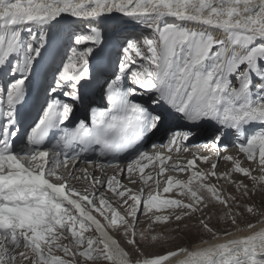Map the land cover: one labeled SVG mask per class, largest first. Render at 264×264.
I'll return each mask as SVG.
<instances>
[{"label":"snow or ice","instance_id":"obj_1","mask_svg":"<svg viewBox=\"0 0 264 264\" xmlns=\"http://www.w3.org/2000/svg\"><path fill=\"white\" fill-rule=\"evenodd\" d=\"M112 13L131 17L151 29L155 36L126 41L123 58L118 61V73L105 82L108 106L92 110L90 125L80 120L74 128L67 129L61 126L69 120L73 107L52 99L27 133L26 143L15 147L16 106L25 96V81L48 39L46 33L38 34L34 28L59 23L65 14L90 25L88 34L75 35L74 44L84 47L71 48V55L62 64L55 86L50 90L56 93L67 89L64 95L80 101L82 82L92 79L90 57L104 42L101 29L91 25ZM213 31L222 32V37L215 36ZM25 32L30 36L28 42L23 39ZM14 55H22V60L17 59L11 71L21 76L0 90V116L3 117L0 122V264H23L24 261L29 264H98L100 261L166 264L181 255L183 259L177 260V264H264V229L195 250L179 248L143 259L133 258L109 234V229H122L128 237L127 243L138 249L136 225L141 210L145 215L155 210L154 221L166 223L203 212L212 203L228 208L225 215L235 225L240 213L233 215L230 202L234 203L237 197L225 196L215 184L204 182L208 176L230 179L229 173L216 172L215 162L210 172H197L194 170L196 159L187 161L186 167L179 164L166 167V162L172 160L171 155L139 151L125 168L115 165L121 173L128 174L132 183H135L132 175L138 173L144 185L154 179L151 174L145 175V169L155 161H159L157 176L193 169L187 181L169 176L162 190L170 193L175 185L188 202L162 198L158 178L154 181L156 193L149 192L145 197L143 191L135 194L131 189L118 191L117 186L123 188V185L115 175L110 177L107 189L121 198L123 204H128V200L133 202L127 216L121 215L103 196L69 187L71 180L91 179L92 183H101L87 168L78 167L82 153L94 145L101 146V156L127 152L162 125V113L150 111L135 99L143 94H152L153 104L165 102L188 121L215 122L222 128L235 130L244 137L238 145L239 151L248 161H255L264 173V0H0V66ZM254 128L258 130L253 131ZM54 129H60L63 135L51 148L44 147ZM213 130L218 134L212 148L219 157L222 150L227 151L220 147L224 132L215 126ZM189 136L188 132H175L167 146L152 147H167L169 153H179L178 145ZM69 150L74 154L69 156ZM198 158L206 163L210 159ZM222 158L233 163V172L250 177L254 186L264 183V175H252L238 158L231 155ZM70 160L73 171H67ZM112 166L100 165L101 168ZM77 170L80 175H76ZM237 188L244 190L243 195L249 194L242 182ZM125 196L127 199H123ZM169 208L180 211L173 212L172 216L156 214ZM245 208L248 213L261 215L254 206L245 205ZM200 224L213 239H221L204 219ZM255 226L249 223L246 227L251 230ZM92 231L97 235H85ZM232 235L224 233L225 237ZM139 238L149 240L143 232ZM160 238L153 235L150 240ZM64 240L69 243H63ZM56 252H62L63 256Z\"/></svg>","mask_w":264,"mask_h":264},{"label":"rangeland","instance_id":"obj_2","mask_svg":"<svg viewBox=\"0 0 264 264\" xmlns=\"http://www.w3.org/2000/svg\"><path fill=\"white\" fill-rule=\"evenodd\" d=\"M113 14H114V16H118L120 13H113ZM121 17L125 18L126 16L123 15ZM113 18L111 20H113V21L116 20ZM111 20H109V21L111 22ZM68 22H71V23H69L72 25V26H70L71 29L68 28L67 25H63V26H59L57 28L56 32L54 30L49 32V29H51L52 27L58 26V24L61 25V23L67 24ZM73 22H76V25ZM99 23H100L99 21H93V26H98L101 29L102 34H103V38H104V42L101 46H99L95 50L94 56L90 57V69L92 68V65L94 62L102 60V54H104L106 52V49L108 48V46L106 45L107 40H106V36H105L104 32H109L110 30H112L111 26H109L107 28V27H105V26L103 27L101 25V24L104 25V23H101V24H99ZM131 23L136 24V21H133ZM83 24H85L86 26L84 27ZM139 25L140 24H138V26ZM51 26L50 27L43 26L42 28H39V29L34 28V31H37L38 34L40 32L46 33L48 31V33H46L48 39H47V43L45 45V48L42 50L41 56L39 58H37V60L35 61L33 68H32V71L28 75V78L24 84L25 95L32 94L35 91V87L37 86V88H38L40 86V88L34 92V96L32 97V100L34 98L40 99L41 97H43L42 100L47 98V96L50 93V89H51L52 85L50 86L49 81L44 80V79L50 78L51 83L53 82V84H55V78L58 75L59 70L62 69V64L64 62H66L67 56L71 55V48L72 47H78V48L82 49L84 47L83 45L77 46L74 44L75 35L88 34L89 27H90L86 21H81L77 18L70 17L67 14L64 15V17L61 19V21L59 23L53 22L51 24ZM74 26H76L75 29H73ZM124 26H125V28H127V26H133V25H130V23H127V24H124ZM133 27H135V26H133ZM113 28L114 29L115 28L121 29V28H123V26L118 23L117 26H115ZM128 28H130V27H128ZM141 28H142V30L134 29L132 31V33L127 32L126 34H129L131 39L136 35V37H134V38H136L137 40H141L145 37L153 38L155 36V33L151 29H148L143 25ZM120 29H118V30H120ZM143 29H146V30L144 31ZM116 33H118V32H116ZM61 34H63L62 38L60 37ZM65 35H67V36H65ZM23 39L26 42H28V41H30V36L25 32L23 34ZM128 39H130L128 36L125 37L124 39L122 38V40L120 41V43H121L120 48H123V46L125 45V43ZM17 59L22 60V55L21 56H15L14 55L12 57L11 62L6 67L7 72H6L5 76L0 77V90L5 89L8 84H10V83L14 82L16 79L20 78V76H21L20 73L13 74L11 71V69L14 67ZM115 62H116L115 54L111 53L108 56L106 65L104 67H103V65H104L103 62H101L99 64V66L102 67L101 70L106 71L107 75H108L109 71L111 72V76L114 75V77L112 79L115 78V74L113 73V69L115 67ZM42 80H44V81H42ZM41 82H42V85L40 84ZM82 84H83V82H82ZM82 89H83V86L81 87L80 92ZM66 90L67 89L62 90L63 93L61 92V95L67 100L66 103L70 104L69 101H71L73 103L74 101L71 100L70 97L64 95V91H66ZM97 92H98V90H97ZM87 94H89V93L87 92ZM96 94H98V93H96ZM102 95L99 93L98 96L96 95V97L101 99ZM166 127H170V128L171 127H179L178 129H175L173 131V133H175L176 131L177 132H181V131L182 132H188V133H190V136L187 140L192 139V138L199 140V136H197L199 133L195 132L193 130L191 123L181 121L178 118L172 119L170 117V120H168L166 123ZM206 130H210V131L214 132L213 125L208 124L206 127ZM255 130H258V128L253 129V131H255ZM195 133H196V135H195ZM249 134H251V133H249ZM210 135L211 134H208L206 137H201V138H207ZM234 135H238V133L232 134V136H233V142L231 143V145H233L232 147H230L228 149L227 148L228 145L227 144H226V146L224 145L223 148H227V151L224 153V151L222 150L219 154V157H217L215 150H214V152L208 156L210 159L207 163L198 158L199 165H198V167H196V170L198 172L208 173L211 170V164L213 162H215L218 165L216 168V172L218 174L225 173V172L229 173L230 179H219V180H217L215 177L208 176L204 182L209 183V184H215L221 190L222 194L225 196L232 195V196L237 197V199L234 203L230 202V206H231L233 215H235L236 213H240V215H237V223L235 225H233L231 223V220L225 215V213L229 211L228 208H225L223 205H220L218 203H212V204H210L209 208L205 209L203 212L193 213L191 217H186L182 221H175L174 219H172L166 223L154 221L153 213L155 212V210H153V212H149L147 215L143 214V211L141 210V212L138 213V223L136 225L137 242L139 245L138 249L134 248L132 245H129L127 243L128 237L124 235L122 229H120V230L109 229L108 230L109 234L113 238H115L120 243L121 247H123L126 251H128L133 256V258L143 259V258H151V257L157 256V255H164L169 251H175L179 248H188L189 249L193 244H195L197 242H201L205 239L212 238L213 237L212 234L207 232L202 227V225L200 224L201 219H204L209 224L210 227H212L216 230V232L219 235H224L225 232L236 231L239 228H246L247 224H249V223L255 224L257 222L263 221L264 220V183L254 186V182L252 181V179L250 177H246L241 173L233 172L232 171V169L234 167L233 163L230 161H226L222 158L224 155H231L235 158H238L241 161L242 167L249 168L252 171V175L257 176V177H259L260 175H264V173H261L259 166L255 161H248L246 158V155L239 151L238 145H239V143H241L243 141L244 137L236 139V137ZM168 136H170V134L169 135L167 134V136H166L167 139H168ZM167 139H165V141ZM187 140L183 141L178 146H180V145L184 146V144H185L184 147L187 146V148H189V149L193 145L196 146L197 143H192L193 141H191V143H188ZM223 140H225V134L221 140L222 143H224ZM229 141H231V138L229 139ZM209 143H211V141H209ZM153 145H158V144H153ZM153 145H151V146H153ZM159 145H165V144L161 143ZM221 146H223V145H221ZM191 150H193V149H191ZM159 152L165 153L163 151V149L159 150ZM172 154L178 155L174 152H172ZM193 154L196 156L195 153H193ZM181 156L183 158H188V156H184V155H181ZM203 156H205V154H202V153L199 154V157H203ZM192 171L193 170H191L190 168H187V170L183 171V172L170 171V172H165L163 175H160L159 179H160L162 184H160L159 191L161 192V195H163L161 197L162 198H169V199H181V200H184L185 202H188V198L186 196L180 195V192L182 190L175 185L173 186V189L170 193H164L163 194L162 190H163V187L166 186L165 182L168 179L166 176L169 175V176L173 177L174 180L187 181L190 178ZM241 182L244 185H247V189L249 190V194L247 196L243 195V191H244L243 189L237 188V185L240 184ZM85 187L86 186L84 185V188ZM150 188L152 189L151 192L153 194H155L157 191L156 185L152 186ZM94 189H95V187H94ZM106 192H110V190L108 191L105 189L103 192H101V193H103V197L106 200L110 199L113 202H115L111 197H109L108 195L105 194ZM148 193H149L148 189H146L144 192V196L146 197L147 196L146 194H148ZM204 195L206 197L208 196V194L206 192L204 193ZM114 198H116V197H114ZM118 202H120V204L118 205L115 202L113 207L117 208V210L120 211L121 215L127 216V213L130 210V206L132 205L133 202L131 200H128V204L125 205V204H123V200L121 198H119ZM245 205L254 206L255 209L259 210V213H261V215L254 214V213H248L246 211ZM141 208H142V206H141ZM178 211H180V210L169 208V209H164L161 212H158L156 214L172 216L173 212H178ZM95 214H96V216L99 217V215L96 212H95ZM209 217H211V219H209ZM99 218L102 220L103 223H105V221L101 217H99ZM128 218H129V220H131V217H128ZM141 232H143L145 234V236H148L149 240L141 241L139 238V233H141ZM85 235L86 236L97 235V233L92 231V232L85 233ZM153 235H156V236L161 237V238L157 239L156 241H151L150 237ZM63 243H69V241L64 240ZM20 250H23V249H20ZM55 254L63 256L62 252H56ZM18 264H19V262H18ZM23 264H29V262L24 261ZM98 264H107V262L100 261V262H98Z\"/></svg>","mask_w":264,"mask_h":264},{"label":"bare ground","instance_id":"obj_3","mask_svg":"<svg viewBox=\"0 0 264 264\" xmlns=\"http://www.w3.org/2000/svg\"><path fill=\"white\" fill-rule=\"evenodd\" d=\"M121 16H123V14L122 13H120L118 16H114V14L112 13V14H106V17L105 18H102L99 22V24H101V23H104V25L103 24H101L103 27L105 26V27H109V26H111L112 28L113 27H115V26H117V24L119 23V24H121L122 26H124V24H127V23H124V21L123 20H125V18L127 19V20H131L130 19V17H121ZM114 17V18H113ZM120 19V20H118L117 22H116V24H115V26H113L114 25V23H115V21H113V20H111V19ZM122 19V20H121ZM109 20H111V22L109 21ZM127 20H125V21H127ZM130 25H133V26H135V29H138V30H142V25L140 24L139 26H138V23L136 22V24L135 23H130ZM48 27H50L51 25H47ZM70 26H72L71 24H70ZM90 26V25H89ZM91 26H93V25H91ZM188 26L189 27H197V28H199V26L198 25H193V24H188ZM116 29V28H115ZM118 29H120V28H118ZM134 30V29H133ZM132 29L130 30V31H128L129 33H132V31H133ZM144 31L146 30V29H143ZM213 34L215 35V36H217V37H222V32H220V31H213ZM114 77V75L113 76H111V72L109 71V73H108V79H107V81H110L112 78ZM88 93L89 94H92V95H94V97H96L95 96V93H97V90L96 91H94V92H89L88 91ZM102 94H105V92L104 93H102ZM43 99V97H41L40 99H39V101H43L42 100ZM96 99H98V100H100L99 98H97L96 97ZM177 132V131H176ZM182 132V131H181ZM193 139H195V138H192V139H189V140H187L188 141V143H191V141H193ZM225 140H226V135H225ZM228 141H229V139H228ZM206 142H208V144H209V141H206ZM182 143V142H181ZM161 144V143H160ZM184 146H185V144H184ZM184 146H179L180 147V151H179V153H177V152H175V151H173L174 153H176V154H178V155H184V156H188V153H195L196 154V156L198 155L199 156V153H201V152H203L202 151V149H200V147H198L197 145V147L196 146H192L190 149L189 148H187V146L186 147H184ZM175 147V146H174ZM185 148H187V149H189V150H187V151H184V149ZM191 149H193V150H191ZM150 154H152L153 152H155V150L154 149H152V150H150V151H148ZM166 152H168V149H167V147H166ZM169 153V152H168ZM172 153V152H171ZM209 156V155H208ZM71 163L72 162H69V167H68V169H67V171H73V168H72V166H71ZM100 163V162H99ZM129 162H120V163H112V167H105V168H101L100 167V165H107V164H100L99 166H95L94 168H95V170L93 171L94 172V174H93V172H92V169H93V165H90L89 164V166H88V171H89V173H92V176H95L99 181H101V183H92L91 182V179H89V180H83V179H81V180H71L70 182H69V187H74L77 191H79V192H81V193H84L85 191H87L88 193H90V191H91V188L93 187V185H95V191H96V194L98 195V196H103V193H101V192H103L105 189L106 190H108L107 189V186H106V182H107V180L110 178V177H112V176H116L117 177V179L120 181V184L121 185H123V188H120L119 186H117V190L118 191H120V190H124V189H126L125 188V185L126 184H128V185H130V186H132V188L136 191V193H140L141 191H143V194H144V192H145V190L146 189H148V192H151V188L150 187H152V186H155V179H156V175H157V173H158V171H159V169H158V165H159V161H155L152 165H150L148 168H146L145 169V175H148V174H151L153 177H154V179L153 180H151V181H149L148 182V185H144V183H143V181H141L140 179H139V174L138 173H134L133 175H132V179H134L135 180V183H132L129 179H128V174L126 173V172H124V173H121L120 172V170L117 168V167H115V165H119L120 166V168H125V166L128 164ZM143 163H147V161H144ZM85 164H87V163H85ZM172 164H178L177 162H175L173 159L172 160H170V161H167L166 162V167L167 166H170V165H172ZM96 170H99L97 173H95L96 172ZM60 171L61 172H65L66 170L65 169H60ZM170 172V171H169ZM76 175H80V172L77 170L76 171ZM169 176V175H168ZM168 176H166L167 178H168ZM158 179H159V176L157 177ZM166 183V182H165ZM162 184V183H161ZM84 185L86 186L85 188H84ZM163 187V186H162ZM109 191V190H108ZM163 192V191H162ZM161 193V192H160ZM106 195H108L109 197H111L118 205L120 204V202H118V200H119V197H117L113 192H106L105 193ZM164 194V193H163ZM147 195V194H146ZM114 197H116V198H114ZM104 198V197H103ZM255 227L254 228H252L251 230H248L247 229V227L246 228H239V229H237L236 231H233V232H231V233H233V235L232 236H228V237H225L224 235H220L221 236V239L218 241V240H215V239H213V237L212 238H209V239H205V240H203V241H201V242H197V243H195V244H193L190 248H189V250H195V249H197V248H202V247H207L208 245H210V244H215V243H219V242H223V240L224 239H235V238H240V237H244V236H248V235H250V234H252L253 232H256V231H259L260 229H264V220L263 221H261V222H257V223H255ZM205 242H207V243H205ZM180 259H183V256L181 255V256H177V257H175V258H172V259H170L169 261H167L166 262V264H177V260H180Z\"/></svg>","mask_w":264,"mask_h":264}]
</instances>
